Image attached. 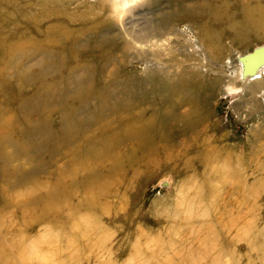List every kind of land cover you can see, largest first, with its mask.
Here are the masks:
<instances>
[{"label": "rangeland", "instance_id": "1", "mask_svg": "<svg viewBox=\"0 0 264 264\" xmlns=\"http://www.w3.org/2000/svg\"><path fill=\"white\" fill-rule=\"evenodd\" d=\"M126 1L115 9L112 0H0V67H4L0 73V132L5 126L20 127L25 115L31 117L33 130L27 143L31 157L23 154L9 162L13 166L22 162L29 172L38 165L43 168L36 170L31 183H22L19 200L48 197L54 190L57 169L69 153L65 150L66 136L61 138L56 131L58 116L50 111L58 101L69 102L84 94L86 84L95 86L100 52L88 51L97 45L104 50L101 56L106 64L101 76L111 94L100 110L105 119L115 113L125 115L127 108L123 107L131 102L137 112L150 113L153 107L148 103L162 97L154 91L152 75L159 84L168 86L172 76L167 80L166 71L193 68L206 79L205 85L213 83L214 87L204 86L207 90L200 91L196 101L191 98L176 111L186 112L190 105L198 104L200 138H207L203 149L212 152L219 144L227 148L221 145L224 152L217 157L214 150L213 158L205 162L194 150L183 154L179 149V163L169 161L168 167L162 165V155L151 156L149 161L156 160L159 167L142 170L132 179L128 171L125 176L129 182L109 184L112 195L92 205L78 204L69 212L67 208L54 210L53 202L44 210L35 201L25 212L11 203L0 215V229L7 231L4 235L12 241L9 257L0 259V264H264V151L257 154L247 147L254 128L259 124L264 127V77L251 79L257 90L241 85L243 65L235 63L239 74H234L229 62L242 48L233 40L234 30L228 24L229 20H244L241 7L258 2L264 5V0H246L242 5V0ZM180 2L184 10H179ZM215 7L229 13L225 12V17L221 14L222 22L209 17L208 29L213 31L209 44L199 35L197 25ZM154 28H158L157 33ZM61 30L68 34L63 36ZM102 33L104 36L99 35ZM243 38H248V44L258 42L251 32ZM8 47L13 52L7 57ZM43 47L45 53L38 50ZM253 51L238 52V56L243 59ZM260 59H254L253 63H258L255 67H260ZM85 61L90 64L83 69L87 73L75 65ZM73 65L80 69L68 74V88H62L61 80L53 84L62 72L67 73L63 68ZM127 74L135 81H146L136 86L137 91L129 89L124 95L119 83ZM85 75L91 76L88 83L83 81ZM39 81L45 86L49 82L48 89L55 94L47 97L43 90L38 91ZM20 84L26 95L22 99L16 89ZM31 93L34 98L27 100ZM90 102L91 106L81 108L79 117L85 126L95 128L100 111L94 109L99 108L95 97ZM45 106L48 109L44 110ZM44 111H49L46 125L37 120ZM167 126L166 132L174 135ZM56 141L63 144L53 152L50 148ZM173 148L178 151V146ZM230 154L235 159L228 163L224 157ZM71 166L64 168L63 176L81 170ZM233 168L238 172L235 175ZM22 175L15 173L13 180ZM105 186L98 183L96 187ZM81 187L75 186L73 203L90 189Z\"/></svg>", "mask_w": 264, "mask_h": 264}, {"label": "bare ground", "instance_id": "2", "mask_svg": "<svg viewBox=\"0 0 264 264\" xmlns=\"http://www.w3.org/2000/svg\"><path fill=\"white\" fill-rule=\"evenodd\" d=\"M242 1L243 2H241L240 5L246 2V0ZM127 2L128 1L126 0H112L111 3L115 9H118ZM247 3H249V1ZM178 4H181V2ZM179 8V10H184V6H182V4L179 6ZM225 10L224 8L218 10L215 7L213 13L210 15H207L205 12L203 13L207 15V19L203 20L201 23H198L197 28L199 35L202 36V39H204L207 43L210 44L213 42V31L208 29L209 17H213L214 20L216 19L219 22H222L220 20H223L221 18L225 17V12L229 13L227 10ZM240 12L243 15L244 20H229L228 24H230L234 30L232 35L233 40L239 47L242 48V50H237L233 54L229 63L231 64L230 67L234 68L232 69L234 74L237 72L239 74V71L236 70V64L240 63L243 65L245 78L241 79V85L244 87V89L248 88L250 91H254L257 90L258 85L251 83V79L258 76L260 77V75L264 77V49L258 50L254 54L250 53L248 56H244V60L240 58L238 54L247 52L252 48L255 50L264 46V5H261L259 2L256 4L254 3L251 7H247L246 9L245 6L244 8L241 7ZM221 14L224 16L222 17ZM226 18H228V15ZM153 31L157 33L158 28H154ZM61 32L63 33V36L68 34L67 30H61ZM249 32L252 33L255 41L258 42L248 44V38L243 37ZM99 35L104 36L103 33ZM99 35H95L94 38H98ZM246 44H248V46H246ZM33 46H35L37 49L36 44ZM6 50L5 55L7 57L12 55L10 53L13 52V48L8 47ZM38 50L42 53L46 52L45 47ZM68 50L71 51V47H68ZM96 51L100 52L98 54V58L100 60L96 67V73H98V77L96 79L95 86H92V83H88L91 76H82L84 79L82 80L88 83L86 84L87 86L84 87L85 93L82 95L79 94L75 97L73 96L69 102L65 100L58 101L59 105L51 108L50 111V113H56L58 116V126L56 131L59 132L61 138L66 136L67 144L65 145V150H67L69 156L66 155V161L60 167H58L57 174L55 175L57 178H55L53 186L51 185L54 190H50L48 197L46 194V196L40 198L29 197L26 200H19L18 196L23 194V188L21 187L22 183H31V181L34 180V175L37 172L36 170L43 171V168L41 165H38L34 172L32 170L29 172L28 170L25 171L23 169L22 162H19L17 166L10 165L9 162L11 160L19 159L23 154L28 158L31 157V153L28 152L29 144H27L30 140V134L33 130V126L31 127V117L25 115L20 127H12L11 129L8 127L7 129L5 126L4 131L1 130L0 164L2 163V176L0 179V215L5 214L8 211L6 207L11 203L17 204L16 207L18 206L20 209L22 208V211L25 212L30 204L33 206L34 203H36L35 201H38L41 205V209L44 210L48 207V203L53 202L55 205L54 210L61 212L67 208V211L69 212L72 208L74 210V207H77L78 204L80 205L84 203L87 205H92L99 198L112 195L113 191L109 188V186H111L109 184L125 183L126 179L129 182L130 179L125 176L126 172L129 171V176L132 179L140 171L143 172L142 170L149 172L156 169V167H159L156 160L152 159V161H149L151 156L162 155V165L165 167L169 161V164L171 162L173 164L176 162L177 164L179 163L177 157L179 149H181L183 154L192 149L197 153L196 156L198 159L202 162H205L207 159L213 158L212 154H214V150L216 151V154L214 155L218 157L221 152H224L222 149L224 147L227 148L224 144L222 145L218 143L219 146L214 147L212 152L203 149L207 138L203 136L200 138V135H202V129H199L201 122L199 121V111L197 108L198 104L190 105V108L187 109L186 112L178 113L176 111L178 107L183 105L186 101H189L191 98H193V100L195 99L194 101H196L200 91H205L207 90L206 88L210 89L214 87L213 83H208L205 85L206 79H204L203 75L193 68L185 69L182 67L179 72L174 73H169L166 71L165 73L167 80L170 78L169 76H172L171 79H169L170 85L168 83V86H162L159 84L155 78V75H152L153 78H151L150 81L152 80L151 82L153 83L154 91L156 94H162V97H160L159 100H154V103L152 104L148 103L149 106L153 107L150 113L143 111L137 112L136 107L134 108L135 104L131 102L129 105H126V107H123L124 109L127 108L125 115L118 117L115 115V113L113 118L105 119L100 110L103 109L111 94H109V87H107L103 76H101L103 68L106 64L104 58L101 56L104 52L102 45L100 47L97 45L88 52L94 53ZM73 52L75 53L74 48ZM255 58H263L259 60V68L255 67L258 65V63H253ZM82 63L84 64L75 65L81 66V69L79 68L80 70H83L84 68H90V64L88 62L85 61ZM75 67L73 65L68 68H63V70L65 69L67 73L63 74L62 72V75H59L60 78H56L53 81V84H57L61 80V84H63L62 88H68L69 84L71 83V77L69 78L68 74H74L76 72L78 73L79 71V69H76ZM3 71L4 67H0V73ZM83 71L87 73L86 70ZM90 72L92 73V68L90 69ZM42 74L44 76V73ZM249 74L253 75L248 76ZM132 78V75L127 74L125 75L124 80L121 81V84L119 83V85L122 86V94L126 95L129 89L135 88L134 90L137 91L136 86L141 85L140 82L144 83L146 81L143 78H140L139 81H135ZM43 82L44 81H39L36 89L38 91L40 89L43 90V92L47 93V97L55 94L54 91L48 89L50 87V83L48 82L47 86H45V83ZM187 85L191 86L190 88L192 89H198V91L190 89L188 90L186 88L188 87ZM22 86L23 85L20 84L16 88L19 92V99H22L24 96H26L21 90ZM204 86L207 87L204 88ZM57 93H59V91H57L56 94ZM59 96V99H62L63 95ZM92 97H95L99 106V108L94 109L100 111V113L98 112L97 115L95 128L90 127L89 125L85 126V122L79 117L82 111L81 108H83L85 105L91 106L90 104L92 102L90 101ZM25 98H28L27 100H32L34 96L31 93V95H28V97ZM27 100L25 99L24 101ZM115 107L119 109L118 105ZM46 108L47 107L45 106L44 110ZM45 112L46 111L38 114L39 116L37 120H39L42 124L46 123L48 118L47 115H49L47 113L49 111L46 113ZM167 125L171 126L170 128H172L174 135L171 136L170 132H166V129H168ZM66 127L68 129H66ZM180 136L184 137L181 138ZM249 136L250 137L248 138L249 141L247 147H250V151H253L254 153L262 154V151H264V140H262L264 137L263 124L256 126L252 134ZM61 138L60 140H62ZM62 142L63 141L60 142L61 145L63 144ZM60 144H57L56 141V145H53L50 148L51 151L54 152L55 150H58V145ZM221 145L223 148H220ZM175 146H178V151H176L177 149L173 148ZM13 147L15 151L11 152ZM233 159H235L233 158V154H230L229 156L225 155L224 157V161H227L228 163L232 162ZM186 162L188 164L190 163L189 160H186ZM141 163L142 165H140ZM71 165H77L81 168V170L78 171L74 169V173L72 175L66 174V176H63L62 174L64 168H68ZM257 169L259 171L262 169L259 164L257 165ZM232 171H235L234 168ZM18 172L23 173L22 178L13 180L14 174ZM11 173L13 174L12 176ZM235 173L238 172L235 171L234 175ZM21 179H23V181H21ZM98 183H104L106 186L103 189L97 188L96 186ZM77 185L82 186L81 188L83 189H87L85 187L90 189L83 196H81L82 198L79 199L81 202L77 201V203H73L72 198L77 194L75 188ZM244 189L245 188L241 187L242 191H244ZM102 191L106 192L103 194ZM242 194L245 195L244 193ZM6 232L7 231H2V229H0V259L2 260L9 257V250H11L12 246V241H10L7 235H4ZM2 234L4 236H2ZM19 257H21V253L19 254Z\"/></svg>", "mask_w": 264, "mask_h": 264}, {"label": "water", "instance_id": "3", "mask_svg": "<svg viewBox=\"0 0 264 264\" xmlns=\"http://www.w3.org/2000/svg\"><path fill=\"white\" fill-rule=\"evenodd\" d=\"M261 49H264V46H262V47L259 48V49H255V50L252 52V54L256 53L258 50H261Z\"/></svg>", "mask_w": 264, "mask_h": 264}]
</instances>
